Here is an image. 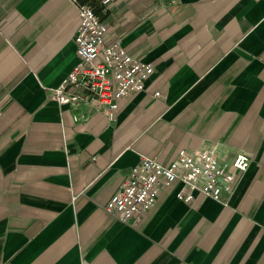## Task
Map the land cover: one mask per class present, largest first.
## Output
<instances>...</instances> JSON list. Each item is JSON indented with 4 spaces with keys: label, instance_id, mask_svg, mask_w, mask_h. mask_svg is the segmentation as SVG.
Wrapping results in <instances>:
<instances>
[{
    "label": "crops",
    "instance_id": "crops-1",
    "mask_svg": "<svg viewBox=\"0 0 264 264\" xmlns=\"http://www.w3.org/2000/svg\"><path fill=\"white\" fill-rule=\"evenodd\" d=\"M82 3L154 72L112 120L60 106L77 6L0 0V264H264V0ZM203 148L251 159L226 204L174 182L139 221L106 210L143 157Z\"/></svg>",
    "mask_w": 264,
    "mask_h": 264
},
{
    "label": "built area",
    "instance_id": "built-area-1",
    "mask_svg": "<svg viewBox=\"0 0 264 264\" xmlns=\"http://www.w3.org/2000/svg\"><path fill=\"white\" fill-rule=\"evenodd\" d=\"M69 1L78 8L75 42L79 61L61 84L50 90L51 97L60 106L96 108L112 120L121 100L145 89L154 67L132 57L120 41L107 43L108 27L94 9L82 0ZM250 162L246 154H236L234 171L230 172L211 148L191 152L181 149L168 166L155 158L143 157L110 198L106 210L123 223L139 221L155 204L160 190L174 182L226 204L236 173L245 172ZM178 197L185 201L192 198L183 193Z\"/></svg>",
    "mask_w": 264,
    "mask_h": 264
}]
</instances>
